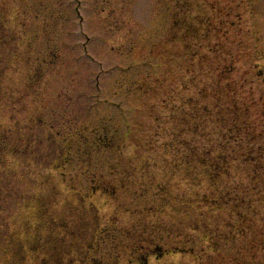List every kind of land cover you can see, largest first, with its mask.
Instances as JSON below:
<instances>
[{
  "label": "rangeland",
  "instance_id": "1",
  "mask_svg": "<svg viewBox=\"0 0 264 264\" xmlns=\"http://www.w3.org/2000/svg\"><path fill=\"white\" fill-rule=\"evenodd\" d=\"M0 264H264V0H0Z\"/></svg>",
  "mask_w": 264,
  "mask_h": 264
}]
</instances>
